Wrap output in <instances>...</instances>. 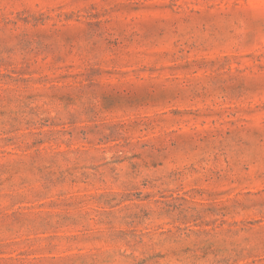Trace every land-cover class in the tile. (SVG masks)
<instances>
[{"label":"rangeland","instance_id":"obj_1","mask_svg":"<svg viewBox=\"0 0 264 264\" xmlns=\"http://www.w3.org/2000/svg\"><path fill=\"white\" fill-rule=\"evenodd\" d=\"M0 264H264V0H0Z\"/></svg>","mask_w":264,"mask_h":264}]
</instances>
